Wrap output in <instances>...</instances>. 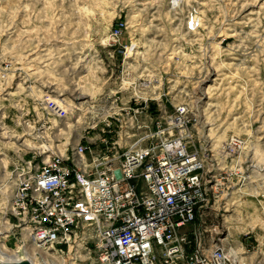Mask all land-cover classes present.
Wrapping results in <instances>:
<instances>
[{
  "label": "rangeland",
  "instance_id": "374dc122",
  "mask_svg": "<svg viewBox=\"0 0 264 264\" xmlns=\"http://www.w3.org/2000/svg\"><path fill=\"white\" fill-rule=\"evenodd\" d=\"M118 21L127 26L111 46ZM137 96L152 99L140 118L152 131L187 104L190 145L209 152L211 202L184 229L191 245L264 264V0H0L2 251L15 255L23 238L3 220L15 167L79 145L124 151L142 130L108 114ZM26 253L63 262L58 247ZM90 253L64 260L96 264Z\"/></svg>",
  "mask_w": 264,
  "mask_h": 264
},
{
  "label": "built area",
  "instance_id": "2783aa9c",
  "mask_svg": "<svg viewBox=\"0 0 264 264\" xmlns=\"http://www.w3.org/2000/svg\"><path fill=\"white\" fill-rule=\"evenodd\" d=\"M190 22L194 26L195 19ZM126 26L116 23L111 46ZM151 100L133 97L134 103L108 114L128 117V132L142 130L124 151L107 145L104 153L89 152L79 145L67 157L54 153L37 169L33 161L15 167L3 220L22 231L16 251L58 247L65 261L88 246L96 264H228L221 249L193 247L184 233L211 202L209 152L190 145L189 106H175L173 117L152 131L140 120L150 114Z\"/></svg>",
  "mask_w": 264,
  "mask_h": 264
},
{
  "label": "bare ground",
  "instance_id": "6f19581e",
  "mask_svg": "<svg viewBox=\"0 0 264 264\" xmlns=\"http://www.w3.org/2000/svg\"><path fill=\"white\" fill-rule=\"evenodd\" d=\"M21 248H24V247H21ZM19 251L21 252V250H19ZM19 251H17L16 254L13 253V254H15L13 256H9V255L5 254L4 252L0 253V263H5V262H8V261H11V262L19 261V262H26V263H29V264H35V262H33V260H31L28 257V254L26 253V251L23 250L24 252L18 254ZM38 264H49V263H46L44 261H39ZM61 264H67V262L63 261ZM70 264H74V262H70Z\"/></svg>",
  "mask_w": 264,
  "mask_h": 264
},
{
  "label": "water",
  "instance_id": "95a60500",
  "mask_svg": "<svg viewBox=\"0 0 264 264\" xmlns=\"http://www.w3.org/2000/svg\"><path fill=\"white\" fill-rule=\"evenodd\" d=\"M3 236V233L0 232V237ZM3 251L0 249V253H2ZM24 252L23 250H21V252L19 251L18 254ZM67 262V264H70V262H72V258L71 259H66L65 260ZM0 264H29V263H26V262H19V261H15V262H11V261H8V262H5V263H0Z\"/></svg>",
  "mask_w": 264,
  "mask_h": 264
}]
</instances>
